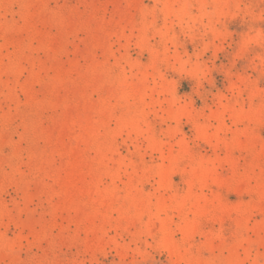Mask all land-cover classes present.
I'll use <instances>...</instances> for the list:
<instances>
[{
    "label": "rangeland",
    "instance_id": "374dc122",
    "mask_svg": "<svg viewBox=\"0 0 264 264\" xmlns=\"http://www.w3.org/2000/svg\"><path fill=\"white\" fill-rule=\"evenodd\" d=\"M0 264H264V0H0Z\"/></svg>",
    "mask_w": 264,
    "mask_h": 264
}]
</instances>
